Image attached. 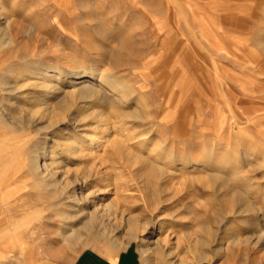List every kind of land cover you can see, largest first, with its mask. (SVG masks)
Returning a JSON list of instances; mask_svg holds the SVG:
<instances>
[{"label":"rangeland","instance_id":"374dc122","mask_svg":"<svg viewBox=\"0 0 264 264\" xmlns=\"http://www.w3.org/2000/svg\"><path fill=\"white\" fill-rule=\"evenodd\" d=\"M0 173V264H264V0H0Z\"/></svg>","mask_w":264,"mask_h":264},{"label":"bare ground","instance_id":"6f19581e","mask_svg":"<svg viewBox=\"0 0 264 264\" xmlns=\"http://www.w3.org/2000/svg\"><path fill=\"white\" fill-rule=\"evenodd\" d=\"M67 77L70 78L68 82L66 81L64 82L63 80L61 83L59 82L60 84L57 83L58 80H55L54 77L48 74H41V75L33 74L31 75L30 78H27L24 81L25 86H30V87L32 86L33 88L36 89L33 100V108H35L36 114L42 115L43 117L48 116L49 119L64 118L67 111L72 106H74L77 100L86 99V98L88 99L89 97L92 96L94 92H92L91 87L87 83L80 82L81 78H79L78 73L76 74L66 73L64 79H66ZM71 77H74V79H71ZM108 82L106 84H109ZM94 141H96L97 143L95 142V144L99 146L103 142V137L95 138ZM79 152H80L79 148H75L69 145L64 146V148L62 149V153L64 155L67 154L76 155L79 154ZM85 197L86 199H88L90 195L88 196L86 195ZM101 209L102 212L105 213L106 215L110 211V209L106 205L101 206ZM83 228L84 229L89 228V223L84 225ZM204 235H205L204 237L199 236L194 239H190L191 247H193L194 245L205 244L209 239V234L207 232H204ZM130 236L133 238V240L139 239L140 242H142V244L144 243L145 238L143 234H137L136 232L132 231L130 233ZM144 251H145L144 253L147 254L146 255L147 257L144 259V264H149L151 253L148 250H144Z\"/></svg>","mask_w":264,"mask_h":264},{"label":"crops","instance_id":"0c3cea01","mask_svg":"<svg viewBox=\"0 0 264 264\" xmlns=\"http://www.w3.org/2000/svg\"><path fill=\"white\" fill-rule=\"evenodd\" d=\"M238 19V18H237ZM240 19V18H239ZM113 260V262L114 263H116L117 261H118V259L117 258H115V259H112ZM84 261L85 262H88V263H90V264H100L101 262H100V260H98L97 258H94V257H85V258H83V260H81L80 262H79V264H84ZM119 262V261H118ZM74 264H77V262H75Z\"/></svg>","mask_w":264,"mask_h":264}]
</instances>
